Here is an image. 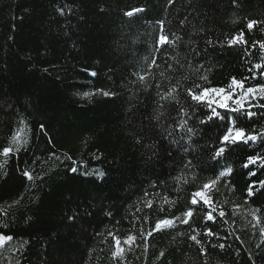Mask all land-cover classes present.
<instances>
[{
  "label": "trees",
  "instance_id": "16d2710c",
  "mask_svg": "<svg viewBox=\"0 0 264 264\" xmlns=\"http://www.w3.org/2000/svg\"><path fill=\"white\" fill-rule=\"evenodd\" d=\"M261 43L264 0H0V264H264V165L243 168L264 157V99L230 114L257 140L217 164L225 122L187 95L264 85ZM226 166L209 221L192 193Z\"/></svg>",
  "mask_w": 264,
  "mask_h": 264
},
{
  "label": "snow or ice",
  "instance_id": "6c2138e0",
  "mask_svg": "<svg viewBox=\"0 0 264 264\" xmlns=\"http://www.w3.org/2000/svg\"><path fill=\"white\" fill-rule=\"evenodd\" d=\"M143 11V9H133L131 11H128L125 13L127 16L134 15L135 12ZM254 21L249 22L248 28L251 29L254 26ZM179 39V37H177ZM159 45H165V44H172L174 41H171L167 35H160L158 42ZM238 43H244L242 36H236L233 37L228 41V45H236ZM261 49H264V43H261L259 46ZM155 63V61H153ZM255 67L257 69H260L262 66L260 64H256ZM255 78V77H253ZM201 79L206 80V77H201ZM140 80H144V77L141 76ZM195 89H200L199 91H196ZM110 93L103 92L104 96H108ZM187 95L191 98L192 101L196 102L197 106H200L202 108H208L210 109V114H207V119L203 120L201 119L199 121L200 124L204 125L208 121L213 120H221L224 121V131L221 135L217 137L219 141V145L215 148L214 154L212 159L216 161L217 164H219L220 159L226 158V153H229L234 146L237 144L243 142L247 143L249 141H256L257 135L254 134H248L244 128L238 127V126H230V114L231 113H237L240 111H246L248 115H251V108L254 107L252 101L257 99H264V85H258L255 87H245L244 80H237L236 78H232L231 83L228 87V90L224 88H201L199 84L194 85V87H189L187 89ZM172 93H168V97H171ZM236 97L233 99V97ZM167 97H162V99ZM231 101V104L229 103ZM215 105V107H213ZM260 107H264V105H259ZM217 109H223L225 110L222 114ZM156 119H159V117H156ZM185 127L186 122H185ZM43 127V125L41 126ZM195 130L192 127H187L188 133H193ZM15 139V138H14ZM12 151L11 148H4L3 149V155L7 157L10 152ZM259 162L260 164L264 165V157L261 156H248L247 162L243 164V168L248 169L250 165H255ZM191 162H188L187 166H190ZM2 167V165H0ZM72 171H76V169H72ZM233 171L232 167H225V170L220 171L218 175L215 176L214 179L209 180L207 183H204L200 190L195 191L192 193L191 198V204L197 205L199 202L202 201L204 205L209 206L212 210L207 213V220L211 221L214 219L213 217V211H215L214 208H212L213 200L211 199V196L209 193L212 191L213 188H215L221 181V178L228 176ZM252 176H255V172L249 173ZM24 175L28 177V179H32L31 175L28 172H24ZM261 186V190L264 191V181L259 182ZM255 189L254 185L250 184L247 190L248 196H254ZM149 207H151V204L149 203ZM219 215L223 217L225 213L223 211H220ZM253 219L257 220L259 222V217L256 216L255 212H253ZM193 216V211L189 209L187 212L184 213V218L180 219L177 217V219H180V222L183 224L189 223V218ZM70 219H73L70 217ZM175 221L172 219H163L158 221L155 224V228L153 231H158L162 228H168L172 227L174 225ZM148 236L152 235V232L147 233ZM207 235H212L211 231L209 230ZM260 235L264 236V228L260 230ZM191 240L199 243L200 241L197 240V237L195 235L190 237ZM13 239L12 236L7 235H0V245H2L5 241H11ZM137 239L136 236H129L126 240L123 241L126 245H132L135 240ZM116 250L112 253L113 257H121L124 254L125 249L121 247V241L119 239L115 240ZM223 247V245H221ZM163 255V253H161Z\"/></svg>",
  "mask_w": 264,
  "mask_h": 264
}]
</instances>
